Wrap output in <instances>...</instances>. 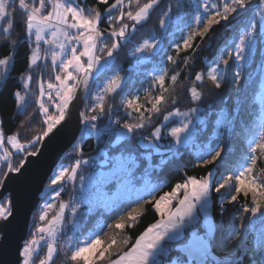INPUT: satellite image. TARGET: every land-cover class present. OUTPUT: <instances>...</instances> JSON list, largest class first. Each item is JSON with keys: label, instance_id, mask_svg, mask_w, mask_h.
I'll return each mask as SVG.
<instances>
[{"label": "snow or ice", "instance_id": "1", "mask_svg": "<svg viewBox=\"0 0 264 264\" xmlns=\"http://www.w3.org/2000/svg\"><path fill=\"white\" fill-rule=\"evenodd\" d=\"M162 3L159 36L134 45L129 67L116 64L122 46ZM95 4L0 0V22H6L0 35L10 46L0 54V264H56L61 255L63 264H264V168L258 167L264 164V0H184L183 7L168 0ZM221 25L233 39L218 49L206 71L189 77L191 86L184 89L195 106L182 110V97L170 93L183 73L169 77L168 65L187 68L189 57L181 60L180 53H197L206 40L211 46L210 33ZM21 41L27 44L25 69L13 76ZM139 77L151 81L143 89L150 97L145 104L139 103L140 89L124 96L142 82ZM166 80L171 87H165ZM206 81L216 90L219 108L201 107L204 93L197 84ZM150 89L159 94L152 96ZM116 95L123 96L119 105L107 103ZM9 98L14 112L5 118ZM77 99L83 109L73 125ZM29 104L35 105L31 112ZM162 106H167L163 114ZM121 108L128 118L123 122L112 118ZM16 115L25 120L6 132ZM37 118L41 127L25 139L21 129ZM146 128L148 134L138 137ZM241 135L244 149L237 156L231 142ZM68 137L76 139L67 154L74 160L56 164ZM91 139L96 146L86 155L83 145ZM188 155L204 174L181 172V180L170 186L161 170L180 171ZM67 186L70 195L63 199ZM148 210L155 213L154 222L134 240L117 238ZM93 218L95 227L86 230ZM29 223L31 230L24 232ZM69 225L72 235L62 242ZM109 228L113 234L103 236ZM18 232L24 235L13 245Z\"/></svg>", "mask_w": 264, "mask_h": 264}, {"label": "trees", "instance_id": "2", "mask_svg": "<svg viewBox=\"0 0 264 264\" xmlns=\"http://www.w3.org/2000/svg\"><path fill=\"white\" fill-rule=\"evenodd\" d=\"M110 2H111V0H110ZM190 2L194 3L195 0H190ZM87 3L89 4V6H96L95 0H87ZM168 3L172 4L173 6L180 4L181 7H183L184 0H168ZM163 7H164V4L162 3L159 6V8L151 15V17L147 21V23L138 29L136 34L132 37V42L128 45L122 46V48L118 54V59L115 61L116 64L121 65L124 68L129 67V65L131 63H133L134 61L132 60L131 57L128 56V53L133 50L134 45L141 42L144 38H148L152 35L159 36L160 30L158 29L157 25H158L159 13H160V10L163 9ZM21 16H22V13L18 12L17 13V20H19ZM0 24H6V22H0ZM102 26H106V25H102ZM21 31H22V25L17 23V25L15 26V33H19ZM15 33L12 36L13 39L15 38ZM210 35H214V39L212 40L211 46L207 45V40H206L205 43L203 45H201V50L199 52L193 53L192 49H188L187 51H182L180 53L179 58L181 60L186 56L189 57V62H188L187 68H185V66L183 64H178L175 66L170 65V64L168 65V68H169L168 76L169 77L172 74H174L175 72H182L183 73L178 78V81L175 85L174 91H172L170 93V97H182L181 102L178 105L182 110H186L187 107H190V106H195V105H192L189 103L187 95L185 93V89H184L185 85L191 86L192 80L189 77H194V73L197 71H201V70L206 71L209 61L213 57L219 55L218 49H220L222 51L224 44L230 43L231 40L233 39V36L229 35V28L226 26H223V25L215 27L213 29V33H210ZM177 39H178V37H177ZM194 43H199V38H197L196 41H194ZM109 44H110V41H109ZM26 48H27V44L24 41H21L20 45L17 48V52H16L15 68L13 69V72H12L13 76H16L17 74L23 72L25 69ZM9 51H10V46L4 42L3 36L0 35V54H7ZM171 54L175 55V53H171ZM252 74L255 75L254 72ZM101 79H103V77H101ZM138 80H140L142 82H138L136 85V88L129 89L126 93H124V96L130 97L133 94H135L137 89H140L139 103L145 104L150 99V97L145 94L143 89L149 88L151 81L149 78H144V77H139ZM245 83L247 85L248 82L245 81ZM9 84L13 85L16 88L21 87V85L15 80H10ZM171 86L172 85L170 83V80H166L165 87H171ZM93 87H95V86H93ZM197 87H198V90H202L204 93L203 100H202V102H200L201 107H204L207 104H212L216 108H219L220 104H219V98L216 96V90L213 89L207 81L204 84H197ZM150 91H151L152 96L159 94V92L156 90L150 89ZM255 91L257 93H259V91H260L259 85L255 86ZM8 92H9V89L4 90L5 95H7ZM221 95H223V93H221ZM122 99H123V96H121V95L110 96L107 98V103L112 104L113 106H116V105H119L121 103ZM254 99H255V97L250 94L249 95V102H253ZM256 103H258V101H256ZM147 106L150 107V104ZM5 107L7 109L6 113H4L5 118H7L8 116H13L14 102L11 100V98H9L6 101ZM34 107H35V105L29 104L28 112H31ZM166 107L167 106H162V114L165 111ZM114 114L117 117L121 118L122 122L124 119H128L127 117L124 116L123 108H121L118 113H114ZM25 115L14 116L13 119L10 120L5 125L6 132L15 131L17 129V126L20 124V122L25 120ZM160 119H162V115L154 117L153 123H158ZM257 123H258V118L254 119L250 126L255 127L257 125ZM40 127H41V125L39 123V118H37L35 121H33L31 123H25V127L23 129H21V134L25 139H30L32 137V135H35L37 133V130ZM148 131H149L148 128L144 129L142 131V133L138 134V137L146 136L148 134ZM210 133H211V128H209L204 133V135L207 136ZM244 142H245V140H244L243 135H241L239 138L234 136L232 139V142H231L230 150L235 152V154L238 156L244 149ZM74 146H75V144L72 145V147L70 148V150L68 152L64 153L65 155H64L61 163L65 164V165H70L73 162L74 157H68L67 154L71 153L73 151ZM95 146H96V144H95L94 139L88 140V142L83 145L84 153L86 155L90 154L92 152V149ZM18 158L19 157H17V159ZM154 161L156 163H158L159 157L155 156ZM191 161H193V156H191V155L185 156L184 162L180 165V171H178V172H168V171L162 170V172L166 175V178H167L170 186L172 184H174L175 182L181 180V178H182L181 174H180L181 172H187L188 175H203L204 174V169L192 167L190 164ZM185 165H189V166L185 167ZM258 167L264 168V164H259ZM87 172H88V169L84 168L82 174H87ZM170 186H169V188H165L164 191H169ZM68 193H69V190H68V192H65L62 195V198L68 199V196H67ZM42 202L43 201H41V203ZM230 215H231V213H230ZM155 218H156L155 213H153L151 210H148V214L143 215L142 218H140L138 220L135 227L121 232L117 238L120 239L121 237L126 236V237H130L134 240L135 236L138 235L149 223L154 222ZM31 227H32V225H30V230H31ZM70 229H71L70 225L66 227L65 236L69 235ZM112 234H113L112 230L109 228V229H105V233H103L102 235L105 237H109ZM65 236H63V237H65ZM63 237L61 238V241H63ZM41 255H43V250H41ZM56 264H63V256L62 255L58 256L56 258Z\"/></svg>", "mask_w": 264, "mask_h": 264}, {"label": "water", "instance_id": "3", "mask_svg": "<svg viewBox=\"0 0 264 264\" xmlns=\"http://www.w3.org/2000/svg\"><path fill=\"white\" fill-rule=\"evenodd\" d=\"M83 109V102L80 99H77L76 101H74L72 107H71V119H70V124H75L77 123L78 120V112L80 110ZM79 134L77 133V138H78ZM76 142V139L72 138V137H68L67 139L63 140L61 145H60V150L57 152L56 154V158L54 159V163L59 164L62 162V159L64 157V153L68 152L70 150V148L72 147V145H74ZM45 183H48L47 180H45ZM41 191H43V189H40ZM35 199L37 201H42L40 196H39V192L36 193L35 195ZM29 220H31V216L29 217ZM30 225L31 223L28 224V226L25 228L24 232H27L30 230ZM24 233L22 232H18L13 236V245H15V243L20 241L21 236H23Z\"/></svg>", "mask_w": 264, "mask_h": 264}, {"label": "rangeland", "instance_id": "4", "mask_svg": "<svg viewBox=\"0 0 264 264\" xmlns=\"http://www.w3.org/2000/svg\"><path fill=\"white\" fill-rule=\"evenodd\" d=\"M173 124L175 123V121H173L172 122ZM171 126V125H170ZM84 175H87V174H84ZM160 175H161V178H165V179H167L166 178V175L162 172V170H161V172H160ZM95 218H93L92 220H90L89 222H88V224H87V228H86V230H88V229H93L94 227H95ZM69 235H72V231H71V229H70V232H69ZM69 235H66L65 237H63V241L67 238V236H69ZM62 241V242H63Z\"/></svg>", "mask_w": 264, "mask_h": 264}, {"label": "built area", "instance_id": "5", "mask_svg": "<svg viewBox=\"0 0 264 264\" xmlns=\"http://www.w3.org/2000/svg\"><path fill=\"white\" fill-rule=\"evenodd\" d=\"M113 119H116V118H118L115 114H113V117H112ZM107 121V118L105 119V122ZM69 190V192H70V186H67V188H66V191H68ZM65 191V192H66Z\"/></svg>", "mask_w": 264, "mask_h": 264}, {"label": "bare ground", "instance_id": "6", "mask_svg": "<svg viewBox=\"0 0 264 264\" xmlns=\"http://www.w3.org/2000/svg\"><path fill=\"white\" fill-rule=\"evenodd\" d=\"M66 192H68V191H66ZM69 195H70V192L68 193V195H67V196L69 197Z\"/></svg>", "mask_w": 264, "mask_h": 264}]
</instances>
